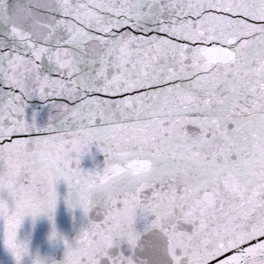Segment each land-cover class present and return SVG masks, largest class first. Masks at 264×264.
<instances>
[{
	"label": "snow or ice",
	"instance_id": "obj_1",
	"mask_svg": "<svg viewBox=\"0 0 264 264\" xmlns=\"http://www.w3.org/2000/svg\"><path fill=\"white\" fill-rule=\"evenodd\" d=\"M0 264H264V0H0Z\"/></svg>",
	"mask_w": 264,
	"mask_h": 264
}]
</instances>
